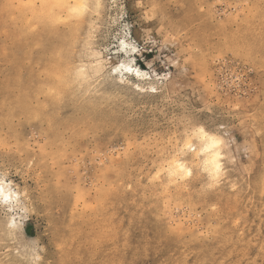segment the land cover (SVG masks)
<instances>
[{"label": "rangeland", "instance_id": "374dc122", "mask_svg": "<svg viewBox=\"0 0 264 264\" xmlns=\"http://www.w3.org/2000/svg\"><path fill=\"white\" fill-rule=\"evenodd\" d=\"M54 1L0 0V264H264V0ZM125 24L155 88L110 72Z\"/></svg>", "mask_w": 264, "mask_h": 264}, {"label": "bare ground", "instance_id": "6f19581e", "mask_svg": "<svg viewBox=\"0 0 264 264\" xmlns=\"http://www.w3.org/2000/svg\"><path fill=\"white\" fill-rule=\"evenodd\" d=\"M101 1L102 0H87L89 7H93V8H98ZM66 3H67L66 0L54 1V4L56 6H59V7H61L62 5L66 4ZM79 3H80V0H74V4L69 9V12H68L69 16L72 17V14H74L72 11V8L76 5H78ZM75 16H77V15H75ZM81 27L82 26H81L80 22H76V23L72 24L69 33L67 35L62 36V44L67 45V43H69L70 40H74L71 43H75L78 40L77 37H79L80 31H82ZM122 28H123L122 29V35L117 39L116 45L113 48H109L107 50L106 58L108 59V61L110 63V67H111L110 72H111L112 76L115 77L116 79L121 78L122 80H126V82H128V83L130 81L131 82L134 81V84H138V87H140L141 89L144 87V86H142V84H144L145 86L148 85L151 88H155L156 84L161 83L162 80H164V78L159 76V75L154 74V72H152V71H150V72L146 71L137 65V56H141L144 53V52H142L143 50L140 49V47L138 45L139 44L138 36L142 35L141 32L137 30L136 34H134L132 27H130L127 24L123 25ZM125 33H127V36H125ZM44 34L45 35H51L52 33L49 30H46L44 32ZM121 41H123L124 45H126L127 47H123L121 45ZM133 45L135 46V49H136L135 51L131 50ZM62 46H64V45H62ZM52 52H60L61 53V50H53ZM101 55H100V57H101ZM96 58H98V57H96ZM58 60L60 62L59 64L57 62H55L54 65H52V64L47 65V67L49 69V73H48L49 79H65V80L69 79V78L71 79V77L68 76V74L70 72L68 74H66L61 70L60 64L62 63V61H61L60 57ZM73 66L75 67V65H73ZM70 68H72V67H70ZM75 69H76V67H75ZM116 69H118V70H116ZM69 75L71 76V73ZM74 75H73L72 79L76 76V75L75 76ZM72 85L73 84H71V86ZM55 90H56V92L58 91L59 93L57 92L56 95L50 96L49 100H48L49 104L47 106H41L37 110V112H39V111L46 112L47 113L46 117H48V118H52L51 115L54 113L57 104L59 105V103H57L56 99L59 97L58 95H60L61 92L63 91L62 88H55ZM50 112H52V113H50ZM202 138H204V137H202ZM205 139H207V138H205ZM205 143H207V142H205ZM205 143H203V144H205ZM215 146H213L212 141H211V142H209V145L206 144V145H203L200 147L199 153L203 154V155L205 154L204 159H205V162L207 165L208 164L211 165L210 161L218 153V152L213 153L212 149L216 148ZM208 152H210V153L208 154ZM205 162H204V164H205ZM219 163H220V161H219ZM175 165L177 167L182 165L183 168L186 169L185 166L183 165V163L178 162V164L175 163ZM188 171H190V170H188ZM0 190H2V191H0V205H2L4 208H7L9 210V212H11V213L17 209H20V204H19L20 199H19L18 192L13 190L12 185L8 184L7 181L2 177V175H0ZM16 215H19V214H16ZM14 216L15 215L11 216L12 217V219L10 220L11 223H17V222H15L16 218ZM12 230H14V228Z\"/></svg>", "mask_w": 264, "mask_h": 264}, {"label": "snow or ice", "instance_id": "6c2138e0", "mask_svg": "<svg viewBox=\"0 0 264 264\" xmlns=\"http://www.w3.org/2000/svg\"><path fill=\"white\" fill-rule=\"evenodd\" d=\"M89 8V5H88V2L87 0H80V3L76 6H74L72 8V11L74 14H76L77 16H82L85 14V12L88 10ZM125 36H127V33H125ZM121 45L123 47H127L126 45H124V42L121 41ZM132 51H135V46L133 45L132 48H131ZM118 70V69H116ZM130 70V69H129ZM235 79H239V77H236ZM153 91H155V89H153ZM197 134L201 137H204V138H207L209 140L212 141V144L213 146L219 144L221 141H219V139L216 137V136H209L206 132H205V129L203 127H200V128H197ZM190 147V145H189ZM248 149L246 148V151ZM211 165H212V168L214 169V172H213V179L214 180H219L221 175H222V171H221V164L219 163V154L217 153V155L215 157H213V159L210 161ZM180 168V171L182 173H186V175L188 176H193L194 173L192 171H187L183 168V166H178ZM207 170V169H206ZM2 191V190H0ZM34 246V245H33Z\"/></svg>", "mask_w": 264, "mask_h": 264}]
</instances>
